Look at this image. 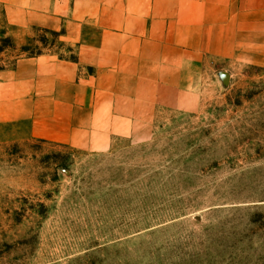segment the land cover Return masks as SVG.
<instances>
[{"label": "rangeland", "instance_id": "obj_1", "mask_svg": "<svg viewBox=\"0 0 264 264\" xmlns=\"http://www.w3.org/2000/svg\"><path fill=\"white\" fill-rule=\"evenodd\" d=\"M62 2L0 0V68L36 46L23 59L77 63L96 38ZM178 57L162 73L174 90L147 111L143 89L106 135L100 119L70 143L0 126V264H264V68L246 54ZM84 79L95 70L78 66Z\"/></svg>", "mask_w": 264, "mask_h": 264}, {"label": "crops", "instance_id": "obj_2", "mask_svg": "<svg viewBox=\"0 0 264 264\" xmlns=\"http://www.w3.org/2000/svg\"><path fill=\"white\" fill-rule=\"evenodd\" d=\"M63 1L62 8L73 7L72 23L90 24L96 40L80 43L77 63L43 56L0 71V126L28 122L33 137L70 143V135L89 134L98 119L106 122L94 134L106 135L131 102L141 103L143 89L151 110L163 89L177 85L162 73L177 72L180 55L246 54L264 68V0ZM78 66L94 69V81L76 80ZM78 113L86 121L75 133ZM54 125L66 129L65 137Z\"/></svg>", "mask_w": 264, "mask_h": 264}, {"label": "trees", "instance_id": "obj_3", "mask_svg": "<svg viewBox=\"0 0 264 264\" xmlns=\"http://www.w3.org/2000/svg\"><path fill=\"white\" fill-rule=\"evenodd\" d=\"M39 32H41L43 35H45V34L51 35L52 37H54V39L56 38V43H59L57 41V38H59L60 34H58L56 32H53V31H50V30H46V29H40V30L38 29L37 30V33H39ZM43 35H42V38L40 40H37V39L34 38V41L39 42L40 45H41V47L42 48H45L47 44H46V41L43 39ZM4 41L7 43V45H8L9 48L16 50L15 46L11 43V41H10L9 38H5ZM53 45H55V44H53ZM59 45H61V44L59 43ZM18 51H19V54L20 53L21 54L26 53V56L25 57H22V58L17 57L15 59V61L11 64L10 67L0 68V71L13 68L14 65L16 64V62L19 61V60H21V59H23V58H33V57H37V56H40V55L43 54L41 52V50H39L38 46H36L34 48H31V47H21V48L18 49ZM46 53H49V52H46ZM68 61L75 63L76 62V58L73 57V58L69 59Z\"/></svg>", "mask_w": 264, "mask_h": 264}]
</instances>
